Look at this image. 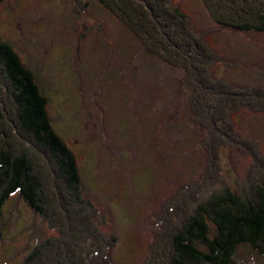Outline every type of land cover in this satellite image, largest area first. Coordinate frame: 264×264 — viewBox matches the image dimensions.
Instances as JSON below:
<instances>
[{
  "label": "rangeland",
  "instance_id": "obj_1",
  "mask_svg": "<svg viewBox=\"0 0 264 264\" xmlns=\"http://www.w3.org/2000/svg\"><path fill=\"white\" fill-rule=\"evenodd\" d=\"M85 1L86 8L81 0H5L0 5V39L34 73L47 97L52 128L75 157L80 198L89 203L105 239L97 264H148L153 231L169 239L188 215L190 202L212 192L206 175L207 155L211 156L201 145L204 133L193 123L188 96L183 94L184 71L146 52L141 40L97 0ZM171 1L216 57L208 71L211 79L225 81L232 92L231 86L264 88V33L217 25L201 0ZM198 86L202 95L216 92ZM228 120L240 136L222 137L225 143L215 154L220 181L234 191L250 163L237 151V138L256 142L264 155V113L242 109L236 125L231 117ZM42 164L45 168L49 163ZM190 186L197 189L191 201L180 193ZM64 198L72 211L56 205L59 217L54 223L13 197L0 206V264L24 263L36 246L60 236V219L64 243L51 264L62 259L86 264L87 254L72 252L86 230L88 215L69 195ZM183 200L188 203L182 206ZM176 201L181 209L163 216V208ZM96 242H89L92 248L84 253L95 252ZM234 262L264 264V258L242 245Z\"/></svg>",
  "mask_w": 264,
  "mask_h": 264
},
{
  "label": "trees",
  "instance_id": "obj_2",
  "mask_svg": "<svg viewBox=\"0 0 264 264\" xmlns=\"http://www.w3.org/2000/svg\"><path fill=\"white\" fill-rule=\"evenodd\" d=\"M4 1L0 0V5ZM81 1L86 8L88 2ZM97 1L141 40L146 52L184 71L187 82L183 94L190 96L187 103L193 123L204 133L201 145L205 151L209 149L211 156L207 155L206 175L212 180V192L198 202L191 201L196 187H186L180 192L191 201L188 215L177 229L171 230L167 240L153 231L155 244H150L153 256L148 264H236V251L242 245L264 258V155L256 142L236 137L237 151L248 157L250 163L238 189L233 191L218 177L215 154L218 145L225 143L222 137L240 136L235 126L231 127L229 117L234 123L242 109L254 114L264 113V88L247 90L231 86L235 90L232 92L223 84L225 81L211 79L208 71L216 57L209 54L203 42L190 31L191 20L171 0ZM201 3L221 27L264 33V0H201ZM197 84L216 92L202 95V87ZM218 93L223 96L222 100ZM0 130V206L13 197L54 223V218L59 217L54 212L56 205L64 212L72 211L66 208L64 201L69 195L74 206L88 215L86 230L72 253L87 254L84 262L97 264L98 253H102L99 245L105 239L94 223L96 218L89 203L80 198L82 186L75 157L52 128L47 97L34 73L2 39ZM43 160L49 163L45 168ZM202 194L199 198H203ZM187 203L183 200L182 206ZM179 205L177 201L166 205L161 213L173 216L181 209ZM62 222L60 219L57 225L61 235L36 246L29 259L21 264H37L39 259L42 264H51L57 259L55 254L58 255L64 243ZM94 240L101 250L95 248V252L84 253L92 248L88 244ZM57 264H68V260H58Z\"/></svg>",
  "mask_w": 264,
  "mask_h": 264
}]
</instances>
